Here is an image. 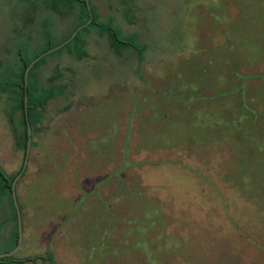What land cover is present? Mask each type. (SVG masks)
<instances>
[{
	"label": "rangeland",
	"instance_id": "rangeland-1",
	"mask_svg": "<svg viewBox=\"0 0 264 264\" xmlns=\"http://www.w3.org/2000/svg\"><path fill=\"white\" fill-rule=\"evenodd\" d=\"M93 1L101 16L111 12L121 19L120 0ZM135 1L141 10L124 30H140L141 41L150 43L141 65L129 52L116 58L106 37L92 32L86 58L63 52L39 70L40 85L55 66L73 68L74 78L65 95L46 107L33 134L36 145L23 163L27 171L19 183L22 234L16 254L53 252L58 264H264V76L254 73L264 62V0H232V5L223 0ZM15 4L0 0V58L8 55ZM56 21L60 37L73 18ZM5 103L0 95V166L11 174L20 168L24 151L14 145ZM177 103L186 110L173 112ZM60 138L81 147L78 159L90 162L83 175L103 164L101 158L115 163L126 141L140 150L137 154L125 146L126 167H132L131 155L147 153L148 159L214 163H150L151 178L134 179L150 184L141 193L120 201L112 190L102 199L95 190L101 183L86 188L81 176L64 172L71 155ZM212 148L224 150H218L219 162ZM136 165L139 172L146 168ZM214 166L224 184L204 178L203 168L215 171ZM204 181L212 203L202 213L206 196L196 189ZM194 194L201 208L189 221L181 211L177 225L163 228L161 210L187 207ZM6 217L9 221L8 209L0 210V223ZM11 225V220L0 225V254L9 247ZM58 239L69 255L66 261Z\"/></svg>",
	"mask_w": 264,
	"mask_h": 264
},
{
	"label": "trees",
	"instance_id": "trees-1",
	"mask_svg": "<svg viewBox=\"0 0 264 264\" xmlns=\"http://www.w3.org/2000/svg\"><path fill=\"white\" fill-rule=\"evenodd\" d=\"M15 2L16 4L10 8L13 14V22L12 34L8 39V55L7 57L0 58V95L5 97L7 120L14 138V145L18 149H23L24 153L22 164L17 171L8 174L0 166V210L6 211L7 208L8 220L12 222V228L9 231L8 238L9 247L4 251L5 253L13 250L19 241L18 215L12 194L15 190L18 201L19 197L17 195L16 185L26 175L27 168L26 166L23 167V163L26 156L28 161L31 155L30 150L28 149L27 151L28 142L29 148L35 147L36 141L35 139L33 140V134L44 121V111L49 102L55 98L64 96L68 87L73 84L71 79L74 78V69L68 66H55L53 72L47 78V83L40 85L38 82V73L41 67L47 63L49 58L60 55L63 52H67L68 55L76 60L86 58L88 56L86 49L88 44L87 36L92 32L98 37H106L107 46L116 58H122L124 53L129 52L136 58L138 65H141L144 60V54L148 46H150L148 41H141V34L143 32L140 30L129 32L124 30V24H132L137 19V11L141 10L136 5L135 0L119 1L121 12L120 20L111 12L105 16H101L99 6L93 0H15ZM16 5L21 6L20 11L17 10ZM56 17L61 19L73 18V23L69 30L61 34L60 37L57 35ZM34 25L37 27L34 28ZM79 27L81 28L78 29ZM76 30L75 36L71 38V35ZM35 34L39 40L34 38ZM59 45H61L59 48L46 53L48 50ZM39 56L41 57L31 65L26 74L29 65ZM237 106H239L238 103ZM183 108L186 110L185 107ZM164 112L166 114V111ZM125 146L129 150L131 149V151L134 148L127 141L125 145H122L117 161L118 167L112 171L110 176V179L112 176L118 177L115 190L118 189L117 196H119V199L127 196L130 197L133 195L132 193L137 191L142 192V188L140 186V189L137 188V185L125 186L124 188L122 184L124 181L119 179L121 177V171L126 168L124 155L127 153ZM68 147L69 149H64L66 151L71 150L74 153L79 149L72 142ZM120 158L122 159L121 162H119ZM131 162L132 165H136L137 163L143 165L144 163V161L139 162L136 160ZM19 174L20 177L16 181L13 189V182ZM124 189L130 193L124 195ZM234 189L237 193H241L240 189ZM95 190L97 191V188ZM109 195L110 193L104 197L101 196V198L104 199ZM18 205L20 215H22L23 206L21 207L19 201ZM259 206L257 207L258 212L260 211ZM201 211L204 213L205 209L201 208ZM226 211L228 212V210ZM198 214L202 215L200 213ZM204 215L206 216V214ZM9 221H7L6 217L1 220L0 225L6 224ZM253 222L257 226H259V223L262 224L261 221L254 219ZM203 226L206 227L207 225ZM56 233H58V230ZM11 263L58 264L53 252L22 257L17 256L15 253L12 256L0 257V264Z\"/></svg>",
	"mask_w": 264,
	"mask_h": 264
},
{
	"label": "crops",
	"instance_id": "crops-1",
	"mask_svg": "<svg viewBox=\"0 0 264 264\" xmlns=\"http://www.w3.org/2000/svg\"><path fill=\"white\" fill-rule=\"evenodd\" d=\"M223 1H226L230 5H232L231 4L232 0H223ZM255 68L256 69L258 68V69L257 70L255 69L254 73L259 72L260 76H262V75L264 76V62H262L261 64H259V66H256ZM158 81H160V83L158 85L162 84V78L160 80L158 79ZM178 92H179V90L176 93H178ZM179 108L184 109L183 106L177 104V105H175V108L172 111L177 113V114H179V110H180ZM166 110H167V106L165 104L164 105V111H166ZM59 141H60V145H63L64 148L69 149V147H68L69 143L66 145V142H64V140L62 138H60ZM61 142H62V144H61ZM128 144L130 145L131 141H129ZM124 145H125V143H124ZM218 150H220V149H218ZM218 150L214 149V148H212V150H211V156H212V158H214V156H216L214 158L216 160V162H219L220 159H221L220 156H217V154H219ZM68 152L70 153L71 156H70V159H68V161H67V165L65 166V171L64 172H70L71 173V174L69 173L70 176L71 175L81 176V178H83L82 179V184L86 188H90L91 189V188L95 187L96 183H101V184L98 185V188H97V191L100 194V196L104 197V196L108 195L112 190H115V188H116V180L118 179V177L117 176H113V179L110 180V176L112 174V171L115 170L118 167V162H117L118 161V154L114 158L115 163L112 160L108 161L107 159L99 157V158L104 160V163L101 164V162H99L98 166L96 167V169H93L87 175L86 174L83 175V173H81V172L84 171V168L86 166L90 165V162L85 163V162H82L80 159H78V156L81 155L80 154L81 153V148L79 147V149H77L76 153H74L71 150H68ZM132 152H137V154H139L140 150L138 148H136V149L133 148ZM180 153L184 154V152H182V151H180ZM220 153L224 154V150L223 149L220 150ZM149 156H150L149 153L141 154L140 156H138V157H140V160L142 162L144 161V163L147 164L146 168H144L143 171H140V172L136 171V168L138 167V165H132V167H126L125 169H123L121 171V173H120L121 177L119 179H122L124 181L125 186L129 187V180H131V179H132V183H134L133 185H135V186L139 185L141 188L146 187V185L150 186L149 183H148L149 184L148 185L147 183L144 182V181H147L146 178H151L150 177L151 172L148 170L150 163H152L154 167H156V165H159V164L165 163V162L166 163H176L177 164L178 163V159H182V163L181 164L182 165L184 164L185 166L187 164H190V163H192V164L193 163H198V164H200V163H205V164L214 163V162H209L210 160H205L206 158H200V159L196 158L197 162H196V160L194 162L192 160H187V159H183V158H180V157H178V158L176 157L177 161L175 160L174 162H171L172 158H174V156L173 157L169 156V157L160 158V159H157V158L156 159H152V158L148 159ZM138 157H136V158L133 157L134 159L131 157V161H134V160L139 161ZM140 165H142V164H140ZM214 167H215V171L210 170L209 172H207V168H203L204 178L207 181L211 182V184H213L214 181H216V180H218L220 182V184H224L222 182H223V180L225 178L223 179V177H221L222 175L220 174V171H219L218 167L217 168H216V166H214ZM138 177H141V180H142V177H146V178L143 181L140 180L141 182L138 184V183H136L134 181V179H137ZM19 183H20V181L17 183L16 186H17V195L20 198V195H19ZM197 183L199 185L200 182H197ZM86 184H88V185H86ZM24 185H26V184H24ZM207 185L208 184H206L205 181H204L203 188L197 187V189H196V191L203 193V196H206V198H205V200H206V204H205L206 208H205V210L208 209V207L206 205L212 203V199H211V196H210L211 193L207 192V190H208L207 189ZM208 187H210V186L208 185ZM116 191H118V189H116ZM176 193H180V192H176ZM195 195L196 194H194L193 197L189 198V203H188L187 207H184L185 206L184 205L183 207L178 209V208H172V206H169V207L167 206L166 208H163V210H161L162 213H163V215H162L163 228H164V225L167 224V223H168V225H170V224L177 225V222H179L178 220L180 219V216H181V211L183 212L186 220H188V221L190 220L191 215L193 213L197 212L196 210L200 206V201H199V199L196 198ZM149 197L151 198V196H149ZM162 197L166 198L164 195H162ZM93 198H95V197H92V199ZM157 198L162 199L159 194L157 195ZM159 199H157L158 202H160ZM162 200H167V201L175 202V203L178 202L174 198H171V197H168L167 199H162ZM120 201H121V199H120ZM24 210H26V209H24ZM178 212H179V214H178ZM185 212H187V213H185ZM24 214H27V212L24 213ZM59 243H61V247L63 246V248H64V244L62 243V241H60ZM20 246H21V242H20ZM64 251H65V248H64ZM56 256L57 255L55 253V259H56ZM61 256H62L61 258L64 261L68 260V258H69V255H67L66 251H65V254H62Z\"/></svg>",
	"mask_w": 264,
	"mask_h": 264
},
{
	"label": "water",
	"instance_id": "water-1",
	"mask_svg": "<svg viewBox=\"0 0 264 264\" xmlns=\"http://www.w3.org/2000/svg\"><path fill=\"white\" fill-rule=\"evenodd\" d=\"M86 24H87V23H86ZM86 24H84V25H86ZM80 28H81V27H79L78 29H80ZM76 32H77V30L73 32V34L71 35V38L75 36ZM71 38H70V39H71ZM60 46H61V45H59V46H57V47H55V48H52V49L48 50L46 53H48V52H50V51H52V50H54V49H57V48H59ZM44 54H45V53H44ZM40 57H41V56H39L38 58H36V59H35L30 65H29V67H28L27 70H26V74H27L29 68L31 67V65H32L36 60H38ZM28 149H29V142H28V146H27V151H28ZM26 159H27V156H26V158H25L24 163L26 162ZM24 166H25V164H24ZM19 177H20V174L15 178V180H14V182H13V185H12L13 189H14L15 184H16V181L18 180ZM12 196H13L14 205H15V207H16L17 215H18L19 241H18L17 246H16L13 250H11V251H9V252H6V253H2V254H0V257H5V256H12V255H14V254L18 251V249H19V247H20V242H21V234H22L21 215H20V209H19V205H18L17 198H16V192H15V190L13 191Z\"/></svg>",
	"mask_w": 264,
	"mask_h": 264
}]
</instances>
